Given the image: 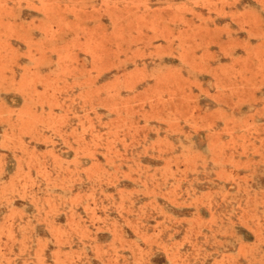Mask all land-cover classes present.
I'll return each instance as SVG.
<instances>
[{"label":"rangeland","instance_id":"rangeland-1","mask_svg":"<svg viewBox=\"0 0 264 264\" xmlns=\"http://www.w3.org/2000/svg\"><path fill=\"white\" fill-rule=\"evenodd\" d=\"M0 264H264V0H0Z\"/></svg>","mask_w":264,"mask_h":264}]
</instances>
